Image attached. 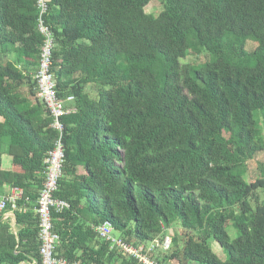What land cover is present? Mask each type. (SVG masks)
<instances>
[{"label":"trees","instance_id":"16d2710c","mask_svg":"<svg viewBox=\"0 0 264 264\" xmlns=\"http://www.w3.org/2000/svg\"><path fill=\"white\" fill-rule=\"evenodd\" d=\"M153 1L50 0L60 133L37 98L38 0H0V159L20 169L0 168V200L23 191L16 234L0 214V264L41 263L33 209L60 140L57 258L142 264L98 238L109 222L134 248L166 245L157 264H264V165L245 178L264 152V0H157L147 15Z\"/></svg>","mask_w":264,"mask_h":264},{"label":"built area","instance_id":"2783aa9c","mask_svg":"<svg viewBox=\"0 0 264 264\" xmlns=\"http://www.w3.org/2000/svg\"><path fill=\"white\" fill-rule=\"evenodd\" d=\"M49 2L50 0H38V8L40 10L38 30L44 36L45 42L41 49V59L35 76V82L37 98L46 106L50 116L53 118V127L61 133L64 130L61 119L70 112L65 111L63 103L58 99L56 79L52 71L54 38L50 28L44 21V16L48 13ZM64 162L65 153L60 140L57 142L55 148L49 151L45 157L46 181L36 206V212L40 218L41 264H78L69 263L55 256L60 236L54 232L53 214L62 213L66 209H70V205L67 202L55 198V192L59 190ZM20 194V191H15L8 200L4 199L0 203V212L6 208V201L15 203ZM13 207L15 208V205ZM96 231L102 240L112 242L113 248H117L121 254H125L124 256L126 257H134L142 264H157L149 255L159 247L167 250V246H160L159 241L151 243L149 248L143 245L139 248H134L121 240L115 239L112 236V228L109 223L99 226ZM167 243L170 244V241L168 240Z\"/></svg>","mask_w":264,"mask_h":264},{"label":"rangeland","instance_id":"374dc122","mask_svg":"<svg viewBox=\"0 0 264 264\" xmlns=\"http://www.w3.org/2000/svg\"><path fill=\"white\" fill-rule=\"evenodd\" d=\"M162 7H163V5L159 1L155 0V1L151 2L146 7L145 11H146L147 15L157 16L162 11ZM198 59L206 60V55H204V54L197 55L196 59H194V60H198ZM25 90H26V88H25ZM25 93H26V91H25ZM12 164H13L12 163V157H8V156H4V157L2 156L1 157L0 168L5 170V169H9V168L13 167V169L15 171L20 170L19 167H14V166H12ZM262 165H264V152L259 154L255 160H253L252 162H250L248 164L247 172H246L247 174L245 176L246 180L249 182H252L254 180V175L260 173V168ZM119 166L121 167L122 163H119ZM82 172H84V170L80 169L79 174H82ZM33 211L37 214L36 209H33ZM228 231H229L231 238L236 237V233H234V231L232 229H230V230L228 229ZM175 234H177V237H178L177 239L179 240L178 247L181 248V246H182L181 240H183V237H185L184 230L182 228H180V226H177L176 228H174L171 231V235H170L171 237L170 238L174 237ZM116 236H120V234H116ZM145 245L149 246V244H145ZM211 248L220 258H222V259L225 258L223 251L216 244V242L211 243ZM171 264H179V263L177 261H174Z\"/></svg>","mask_w":264,"mask_h":264},{"label":"clouds","instance_id":"9594fccd","mask_svg":"<svg viewBox=\"0 0 264 264\" xmlns=\"http://www.w3.org/2000/svg\"><path fill=\"white\" fill-rule=\"evenodd\" d=\"M45 160V159H44ZM15 191H20L21 192V194H20V197L16 200V202L15 203H12V202H10V201H6V208L3 210V211H1L0 212V214H3V213H5V215H4V220L5 221H10L11 222V219H10V216H13V218H14V220H15V222H16V217H15V214H14V211H18V210H20V209H18L17 208V202L19 201V200H21V197H22V195H23V191L22 190H20V189H17V188H12V189H9L8 190V192H9V195L7 196V197H3L1 200H0V203L4 200V199H6V200H8L11 196H12V193H14ZM38 201V200H37ZM62 201H64V200H62ZM66 202V201H65ZM68 203V202H67ZM8 204H11V211H6V209H7V207H8ZM69 204V203H68ZM15 205V208L13 207ZM70 205V204H69ZM36 206H37V202H36ZM36 206H35V209H37L36 208ZM70 209H71V206H70ZM70 209H66V210H70ZM65 210V211H66ZM64 212V211H63ZM106 223H109V222H106ZM106 223H104V224H106ZM104 224H102V225H104ZM110 225H111V228H112V236L115 238V239H117V240H121V241H123L124 243H125V241L122 239V238H119L118 236H116V234H117V232H116V230H115V228L112 226V224L111 223H109ZM102 225H99V226H102ZM53 226H54V232H55V225H54V220H53ZM99 226H96V227H94V231H95V233L97 234V236H98V238L101 240V241H105V240H102L101 238H100V236L98 235V233H97V231H96V229L99 227ZM12 227V226H11ZM39 227H40V224H39ZM12 230H13V232L16 234L17 233V228L15 229V228H12ZM57 233V232H56ZM58 234V233H57ZM59 235V234H58ZM173 238V237H172ZM172 238H168V240L170 241V244H172V242H173V240H172ZM167 240V241H168ZM108 242V241H107ZM127 244V243H126ZM143 246H145V247H147V248H149L150 247V244H149V246H146L145 244H143ZM115 248H113V246H111V250H114ZM159 249V248H158ZM158 249H156L153 253H151V255H149V257H151L152 258V256H155V255H161V254H164V253H162V252H160V251H158ZM117 251H118V253L119 254H121L120 252H119V250L117 249ZM56 256V255H55ZM57 257V256H56ZM126 257V256H125ZM59 259H62V258H59ZM42 260V259H41ZM64 260V259H63ZM138 260V259H137ZM139 261V260H138ZM68 262V261H67ZM156 262V261H155ZM157 263V262H156ZM32 264H36V262H33ZM41 264V263H40ZM78 264H80V263H78Z\"/></svg>","mask_w":264,"mask_h":264},{"label":"crops","instance_id":"0c3cea01","mask_svg":"<svg viewBox=\"0 0 264 264\" xmlns=\"http://www.w3.org/2000/svg\"><path fill=\"white\" fill-rule=\"evenodd\" d=\"M10 219H11V222L10 223H11L12 228H15L16 229V222H15L13 216H10Z\"/></svg>","mask_w":264,"mask_h":264},{"label":"water","instance_id":"95a60500","mask_svg":"<svg viewBox=\"0 0 264 264\" xmlns=\"http://www.w3.org/2000/svg\"><path fill=\"white\" fill-rule=\"evenodd\" d=\"M183 252H184V250H183ZM183 252H182V253H183ZM181 258L185 261V259H184V254H182ZM184 263H185V264H188L187 261H185Z\"/></svg>","mask_w":264,"mask_h":264}]
</instances>
